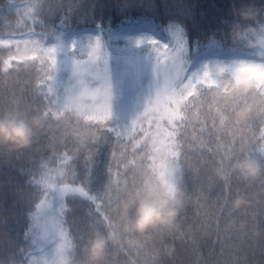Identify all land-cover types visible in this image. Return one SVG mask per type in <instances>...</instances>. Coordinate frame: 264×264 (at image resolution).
I'll return each mask as SVG.
<instances>
[{
    "label": "trees",
    "instance_id": "16d2710c",
    "mask_svg": "<svg viewBox=\"0 0 264 264\" xmlns=\"http://www.w3.org/2000/svg\"><path fill=\"white\" fill-rule=\"evenodd\" d=\"M22 1L0 0V36L34 31L48 39L60 32L99 26L102 40L113 56L111 100L128 104L135 113L142 110L153 84L150 67L154 54L147 45L122 49L119 42L108 40L112 29L127 20H137L154 25L166 37L165 30L179 26L187 38L191 62L203 51L220 56L229 55L231 50L255 52L244 41L234 39L232 30L236 24L241 28L264 25V0H31L33 11L29 16L14 8ZM250 7L259 9L255 21L239 16L240 11ZM21 52L16 47H0V118L14 115L30 123L34 116L46 113V95L51 98L57 93L77 94V86L82 84L69 79V65L74 57L86 60L87 55L82 50L71 51L60 55L61 63L38 56L15 61L12 68L3 71V60L10 55L20 56ZM129 59L138 71L125 74L121 86V71ZM230 82L228 73L219 75L217 84L211 88L213 97L206 98L200 117L214 112L215 107H230L236 96H250L260 88L238 95L231 93ZM214 100L213 108L209 109ZM244 106L250 107L252 113L240 123L249 121L262 105L258 95L250 97L248 102H241L228 111V120L236 122L235 111ZM48 117L45 128L33 129L34 135L27 147L0 145V264H27L29 241L25 233L29 229V214L39 196L33 177L39 176L43 163L55 168L58 155L77 146L72 135L74 127L57 126ZM134 118L110 119L108 127L123 130ZM208 123L211 124L210 116ZM262 127L264 124L256 118L242 130L233 129L238 139L244 136L250 141L255 154L233 156L225 167L219 163V153L207 150L209 147L215 150V137L199 132V122L194 120L186 129L182 178L170 195L164 194L163 178L148 166L150 161L137 159V166L124 169L122 163L134 154L129 147L121 157L122 143L131 141L118 142L114 131L101 129L94 142L85 141L80 145L71 164L75 181L98 197L109 182V166L114 179L117 171L120 172L110 197L101 203L115 225L108 228L99 221L95 205L90 201L67 198L64 217L75 243L68 250L64 264H90L87 248L92 239L97 235L107 238L110 233L112 239L108 240L99 264H264V152L259 151ZM222 139L228 143L231 137L223 135ZM89 149L90 160L86 158ZM113 151L117 153L116 159L112 158ZM244 159L259 164L261 172L254 179L245 178L236 167ZM132 193L167 201L178 208L177 219L170 226L137 234L129 227L135 206L129 209L127 217L120 211L121 201Z\"/></svg>",
    "mask_w": 264,
    "mask_h": 264
},
{
    "label": "snow or ice",
    "instance_id": "6c2138e0",
    "mask_svg": "<svg viewBox=\"0 0 264 264\" xmlns=\"http://www.w3.org/2000/svg\"><path fill=\"white\" fill-rule=\"evenodd\" d=\"M165 33L166 39L158 40L144 35L133 41L135 47L147 45L154 54L150 67L153 84L142 110L123 130L119 127H108L113 107L111 100L113 56L99 36L88 40L86 60L74 57L69 65V79L89 88L91 103L73 111L67 104H60L58 93L51 98L45 96L48 102L45 114L49 115L57 126L74 127L72 135L77 146L70 152L58 155V164L55 168L43 163L39 176L33 177L32 183L39 189V196L29 214V229L25 233V239L29 241L27 264H64L66 251L75 243L64 217L66 199L69 197H80L90 201L95 205L94 211L99 214L97 219L104 222L108 228L114 227L115 222L111 220L107 208H101V203L110 197L113 184L120 179V172L117 171L114 179L112 167L109 166V182L98 197L90 194L82 183L75 181V170L71 164L80 151V145L85 141L94 142L101 134V129L108 128L109 131H114L118 142L131 141L130 144L122 143L121 157L129 147L134 154L126 163H122V167L127 170L129 166H137V159L150 161L148 166L163 178L165 195L172 194L182 178L180 169L181 161L186 160L184 155L186 129L193 125L194 120L199 122V132L206 133L208 137H215V150L211 147L207 150L220 154L221 166L226 167L230 158L240 153L255 154L254 149L250 147V141L244 136L238 139L233 129L242 130L250 126V122L256 118L264 124V87H260L258 92L255 91L250 96H236L230 107H215L214 112L200 117L199 113L205 106L206 98L213 97L209 74L203 65L196 71H190L187 38L179 26L175 29L169 27ZM74 50L75 45H70L69 51ZM11 59L10 57L5 61L3 69L5 72L12 67ZM137 71L133 61L129 59L127 67L121 71V86L124 84L125 74L132 75ZM48 79L51 80L52 77ZM51 92L52 88L49 85V93ZM257 95L262 106L256 108L249 121L240 123L228 120V111ZM214 104L215 100L208 108L212 109ZM209 116L211 124L208 123ZM223 135L230 136L231 140L225 143ZM259 139V151L264 152V127L260 129ZM91 155L92 151L89 149L86 158L90 160ZM116 156L117 153L113 151L112 158L116 159ZM225 187H228V183Z\"/></svg>",
    "mask_w": 264,
    "mask_h": 264
},
{
    "label": "clouds",
    "instance_id": "9594fccd",
    "mask_svg": "<svg viewBox=\"0 0 264 264\" xmlns=\"http://www.w3.org/2000/svg\"><path fill=\"white\" fill-rule=\"evenodd\" d=\"M259 9L248 8L239 12V16L246 21H255ZM234 39L242 40L245 46L255 51L257 62H237L231 72L230 91L231 93L243 95L253 92L258 87H264V25L259 28L249 25L241 28L236 24L232 30ZM64 48V44L59 36L55 38V43L47 49L48 55L59 56ZM211 72L213 76L219 75L223 69L217 65L215 69H204ZM89 94L83 89L77 92L66 101L71 109L78 105L87 103ZM252 109L244 106L235 111L234 121L243 122L251 115ZM48 115L42 113L34 116L30 123L24 119H18L14 115H6L0 118V145L7 144L20 149L27 147L34 135L33 129L42 130L48 123ZM236 167L245 178L254 179L261 172L259 164L255 160L244 159L237 162ZM135 206L134 218L130 220L129 227L137 234H145L150 230L160 227L170 226L178 216V208L170 206L167 201L151 198L150 195L141 196L137 193L126 194V199L120 203L122 216L127 217L129 209ZM112 239V234L106 238L95 236L87 248V256L90 264H99L105 255V248L108 240Z\"/></svg>",
    "mask_w": 264,
    "mask_h": 264
},
{
    "label": "rangeland",
    "instance_id": "374dc122",
    "mask_svg": "<svg viewBox=\"0 0 264 264\" xmlns=\"http://www.w3.org/2000/svg\"><path fill=\"white\" fill-rule=\"evenodd\" d=\"M24 11V14H29L31 11V4L30 2H26L25 5H22L19 7ZM152 36L156 39H166L164 36L160 34V32L153 26L152 24L146 23V22H130L126 21L123 23L120 27L112 30L110 32L109 38L112 41H123L124 42V47H135L133 44V41L135 38H138L140 36ZM60 37L64 44V48L61 52L67 53L69 52L70 45L74 44L75 49H84L86 50L87 47V42L89 39L94 38V37H101L100 29L99 27L95 28H86L81 31H77L71 34H65L61 33L57 35ZM55 36L54 38L43 41L39 39V35L33 33V32H26L25 35H11V36H5V37H0V47L3 48H8L11 46H22L25 48V53L22 55V57H15V56H10L11 59V64H13L14 61H19L22 60L23 58H33L36 55L43 54L48 58H51L55 60L57 63H61L60 55L56 57H52L48 55L47 49L49 46L53 45L55 43ZM24 51V50H23ZM8 57L7 59L4 60L3 63V69L5 67V61L9 60ZM257 62V57L255 56V53L253 52H238L235 50H231V53L228 56L221 57L218 56L215 53H208L204 52L199 55L195 60H193L190 63V71H196L198 68L203 65V68H208L210 70L215 69L217 65H219L223 72H228L231 75L232 69L235 66L237 62ZM10 69V68H9ZM209 74V79L211 82V85L217 84V79L218 75L213 76L211 72H207ZM80 89H83L86 93L89 94V88L81 85L80 87L77 86V91H80ZM72 95H60V104L64 105L66 104V101L71 98ZM91 103L89 100V97L87 99V103L83 105H87ZM82 105H78L73 111H75L77 108L81 107ZM112 115L111 118H116V119H125L130 116L131 110L126 107L124 104H112ZM67 258V251L65 253L64 261Z\"/></svg>",
    "mask_w": 264,
    "mask_h": 264
}]
</instances>
